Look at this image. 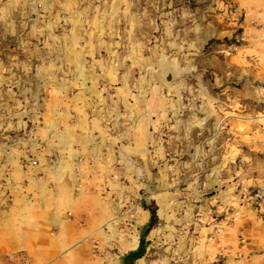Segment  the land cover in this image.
<instances>
[{"label": "rangeland", "instance_id": "1", "mask_svg": "<svg viewBox=\"0 0 264 264\" xmlns=\"http://www.w3.org/2000/svg\"><path fill=\"white\" fill-rule=\"evenodd\" d=\"M114 1L0 0V51L13 49L16 67L35 66L43 61L38 51L49 52L55 44L44 37L86 33L78 21L57 26L62 19L94 20L86 28L100 49L99 69L91 71L93 59L66 58L78 68L75 91L91 93L92 110H100L107 129L98 162L103 171L96 172L106 180L111 214L91 264H224L228 255L217 247L244 245L252 216L264 226V0H187L197 18L189 41L167 40V26L159 20L158 40L140 47L121 43L112 58L119 72L105 75L109 58L97 37H103ZM180 22L175 31L183 29ZM64 44L70 55L69 41ZM165 64L175 69L172 82L163 76ZM56 76L17 70L15 108L23 109L25 98L46 97L43 82ZM134 106L143 115L136 135L125 128ZM149 207L157 209L159 220L145 234ZM144 235L143 257L126 259Z\"/></svg>", "mask_w": 264, "mask_h": 264}, {"label": "crops", "instance_id": "2", "mask_svg": "<svg viewBox=\"0 0 264 264\" xmlns=\"http://www.w3.org/2000/svg\"><path fill=\"white\" fill-rule=\"evenodd\" d=\"M108 9L113 12L104 21L103 37H97L103 41L109 58L103 64L105 75L119 72L112 58L120 54L121 43L134 42L135 47L137 44L140 47L141 43L158 40L159 20L167 26V40L189 41L191 24L197 19L191 14L187 0L179 3L155 0L147 5L116 0ZM76 12L81 16L84 11ZM116 12L118 16L113 18ZM58 21L61 20L55 18L54 22ZM77 21L80 30L84 28L86 33L71 35L69 30L44 37L45 42L55 44L49 52L38 51L43 59L38 65L16 67L14 50L7 47L0 51V114L6 113L0 115V264H91L96 242L103 237L110 218L111 208L104 195L106 180L99 173L103 171L102 163L98 164L107 129L99 118L100 110H92L96 101L91 93L75 91L74 74L78 68L66 61L79 58L82 63H89L93 59L91 71L99 69L95 58L100 49L86 28L93 26L94 20L62 19L57 26L73 27ZM179 21L183 29L175 31L172 26ZM6 24L9 26V21ZM147 25L149 30L143 27ZM4 36L9 38L8 28ZM65 41L73 49L70 55L65 50ZM48 58L54 61L48 62ZM17 70L59 76L49 83L43 82L42 89L48 91L46 97L25 98L24 108L17 110L14 93L20 84L15 82ZM134 110L133 121L126 123L125 128L136 135L142 131L143 115L136 106ZM214 222V227L218 226ZM245 232L246 241L241 247H217L220 255H228L224 264H264L262 219L252 216ZM212 239L217 240V236ZM139 247L140 242L129 253ZM236 252L242 256L233 257ZM213 262L206 259V264Z\"/></svg>", "mask_w": 264, "mask_h": 264}, {"label": "trees", "instance_id": "3", "mask_svg": "<svg viewBox=\"0 0 264 264\" xmlns=\"http://www.w3.org/2000/svg\"><path fill=\"white\" fill-rule=\"evenodd\" d=\"M148 209L151 212V219H150V223H149L148 228L146 229L145 234L149 233L156 226V224H157V222L159 220V217H158V214H157V209L155 207L154 208L153 207H149ZM145 236L146 235H144L141 238L139 249L136 252L129 253L126 256V259H129L130 261L135 262L138 259L143 257V255H144L143 247H144V244H145Z\"/></svg>", "mask_w": 264, "mask_h": 264}, {"label": "water", "instance_id": "4", "mask_svg": "<svg viewBox=\"0 0 264 264\" xmlns=\"http://www.w3.org/2000/svg\"><path fill=\"white\" fill-rule=\"evenodd\" d=\"M162 73L166 81L172 82L176 77L175 69L168 64L162 66Z\"/></svg>", "mask_w": 264, "mask_h": 264}, {"label": "built area", "instance_id": "5", "mask_svg": "<svg viewBox=\"0 0 264 264\" xmlns=\"http://www.w3.org/2000/svg\"><path fill=\"white\" fill-rule=\"evenodd\" d=\"M95 139L97 140L98 138H97V137H95ZM26 164H29V163H26Z\"/></svg>", "mask_w": 264, "mask_h": 264}]
</instances>
